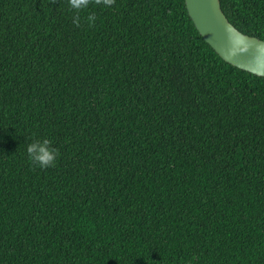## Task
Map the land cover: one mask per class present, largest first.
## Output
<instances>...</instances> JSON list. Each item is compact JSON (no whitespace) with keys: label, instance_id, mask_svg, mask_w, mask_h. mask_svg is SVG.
Returning <instances> with one entry per match:
<instances>
[{"label":"trees","instance_id":"1","mask_svg":"<svg viewBox=\"0 0 264 264\" xmlns=\"http://www.w3.org/2000/svg\"><path fill=\"white\" fill-rule=\"evenodd\" d=\"M220 1L264 39V0ZM0 264H264V76L185 0H0Z\"/></svg>","mask_w":264,"mask_h":264},{"label":"water","instance_id":"2","mask_svg":"<svg viewBox=\"0 0 264 264\" xmlns=\"http://www.w3.org/2000/svg\"><path fill=\"white\" fill-rule=\"evenodd\" d=\"M196 29L226 62L264 76V39L244 33L227 18L220 0H185Z\"/></svg>","mask_w":264,"mask_h":264},{"label":"clouds","instance_id":"3","mask_svg":"<svg viewBox=\"0 0 264 264\" xmlns=\"http://www.w3.org/2000/svg\"><path fill=\"white\" fill-rule=\"evenodd\" d=\"M71 9L80 11L86 9L89 6L90 0H68ZM97 4H103L104 6H111L113 0H96ZM79 17L74 18V23L79 25ZM95 15H89L87 17L88 22L91 24L95 21ZM27 153L29 159L41 168H47L54 166L58 157V151L52 146V141L45 139H35L27 146Z\"/></svg>","mask_w":264,"mask_h":264}]
</instances>
